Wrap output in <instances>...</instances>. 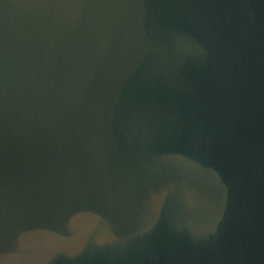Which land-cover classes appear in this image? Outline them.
<instances>
[{
	"label": "water",
	"instance_id": "95a60500",
	"mask_svg": "<svg viewBox=\"0 0 264 264\" xmlns=\"http://www.w3.org/2000/svg\"><path fill=\"white\" fill-rule=\"evenodd\" d=\"M0 264H264V0H0Z\"/></svg>",
	"mask_w": 264,
	"mask_h": 264
}]
</instances>
